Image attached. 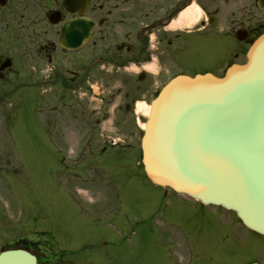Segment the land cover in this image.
Returning a JSON list of instances; mask_svg holds the SVG:
<instances>
[{"label": "rangeland", "instance_id": "rangeland-1", "mask_svg": "<svg viewBox=\"0 0 264 264\" xmlns=\"http://www.w3.org/2000/svg\"><path fill=\"white\" fill-rule=\"evenodd\" d=\"M120 83L106 87L100 81L98 89L117 90ZM45 100L41 107L34 89L9 107L0 100L1 240L9 232L40 236L44 244L56 238L60 248L82 249L65 255L82 264H264V238H237L230 211L166 193L145 176L140 150L147 116L134 123V108H126L127 101L136 107L133 98L93 100L89 130L79 104L53 109L54 98ZM96 117L104 118L102 126ZM115 141L120 146L103 148Z\"/></svg>", "mask_w": 264, "mask_h": 264}, {"label": "flooded vegetation", "instance_id": "flooded-vegetation-1", "mask_svg": "<svg viewBox=\"0 0 264 264\" xmlns=\"http://www.w3.org/2000/svg\"><path fill=\"white\" fill-rule=\"evenodd\" d=\"M67 27L74 47L62 43ZM263 32L264 0H0V98L34 89L43 100L54 98V109L79 104L88 127L100 94L134 103L156 96L178 74L223 76L246 61ZM115 79L117 90H96L100 81L114 87ZM239 227L235 236L248 238ZM13 246L53 264L40 239L20 236L2 248Z\"/></svg>", "mask_w": 264, "mask_h": 264}, {"label": "water", "instance_id": "water-1", "mask_svg": "<svg viewBox=\"0 0 264 264\" xmlns=\"http://www.w3.org/2000/svg\"><path fill=\"white\" fill-rule=\"evenodd\" d=\"M248 57L224 78L172 79L153 101L143 162L156 183L232 208L264 233V34ZM0 264H36V257L7 250Z\"/></svg>", "mask_w": 264, "mask_h": 264}, {"label": "bare ground", "instance_id": "bare-ground-1", "mask_svg": "<svg viewBox=\"0 0 264 264\" xmlns=\"http://www.w3.org/2000/svg\"><path fill=\"white\" fill-rule=\"evenodd\" d=\"M139 110H143L146 114H148L150 110V106L144 103H138V111ZM142 124L144 126L145 123Z\"/></svg>", "mask_w": 264, "mask_h": 264}]
</instances>
